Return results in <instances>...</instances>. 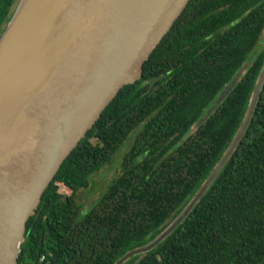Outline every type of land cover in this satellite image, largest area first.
Here are the masks:
<instances>
[{
	"label": "trees",
	"instance_id": "obj_1",
	"mask_svg": "<svg viewBox=\"0 0 264 264\" xmlns=\"http://www.w3.org/2000/svg\"><path fill=\"white\" fill-rule=\"evenodd\" d=\"M13 2L0 0V30ZM263 63L264 0H189L141 77L118 90L42 192L17 263L43 255L40 264H114L157 236L228 146ZM127 141L119 172L84 209L77 192ZM123 264H264V82L242 137L192 210Z\"/></svg>",
	"mask_w": 264,
	"mask_h": 264
},
{
	"label": "water",
	"instance_id": "obj_2",
	"mask_svg": "<svg viewBox=\"0 0 264 264\" xmlns=\"http://www.w3.org/2000/svg\"><path fill=\"white\" fill-rule=\"evenodd\" d=\"M188 1L19 0L0 35V264H18L25 223L42 192L118 90L141 77ZM263 82L264 63L239 127L199 188L157 236L114 264L151 250L192 210L242 137Z\"/></svg>",
	"mask_w": 264,
	"mask_h": 264
},
{
	"label": "rangeland",
	"instance_id": "obj_3",
	"mask_svg": "<svg viewBox=\"0 0 264 264\" xmlns=\"http://www.w3.org/2000/svg\"><path fill=\"white\" fill-rule=\"evenodd\" d=\"M19 0H17L16 4L13 7V13L18 6ZM6 26V25H5ZM133 134H130V137ZM128 140V141H129ZM128 141L124 142L112 155L110 159V163L100 170H98L94 174L89 175L90 183L89 186L83 189H80L77 192V198L79 202L83 205L84 209L91 205L92 201H94L104 190L106 185L112 181V179L119 172L120 165L118 161L122 155V153L126 150ZM59 191L66 193L67 190L63 187H59Z\"/></svg>",
	"mask_w": 264,
	"mask_h": 264
},
{
	"label": "flooded vegetation",
	"instance_id": "obj_4",
	"mask_svg": "<svg viewBox=\"0 0 264 264\" xmlns=\"http://www.w3.org/2000/svg\"><path fill=\"white\" fill-rule=\"evenodd\" d=\"M16 2H17V0H14V2L12 3L11 8L14 7V5L16 4ZM11 14H13V9H12V13H11ZM11 16H12V15H11ZM7 22H8V21H4V22L2 23L1 30H0V35H1L2 31L4 30L5 25H6ZM157 81H158V79H155L154 81H152L151 87L154 88V86H155V84L157 83Z\"/></svg>",
	"mask_w": 264,
	"mask_h": 264
},
{
	"label": "built area",
	"instance_id": "obj_5",
	"mask_svg": "<svg viewBox=\"0 0 264 264\" xmlns=\"http://www.w3.org/2000/svg\"><path fill=\"white\" fill-rule=\"evenodd\" d=\"M42 259H43V255H41V256L39 257L38 264H40V262L42 261Z\"/></svg>",
	"mask_w": 264,
	"mask_h": 264
}]
</instances>
